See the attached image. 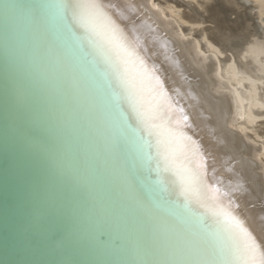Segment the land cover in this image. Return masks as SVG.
I'll return each instance as SVG.
<instances>
[{"label": "snow or ice", "instance_id": "obj_1", "mask_svg": "<svg viewBox=\"0 0 264 264\" xmlns=\"http://www.w3.org/2000/svg\"><path fill=\"white\" fill-rule=\"evenodd\" d=\"M107 8L34 0L0 12L11 153L0 248L60 257L11 264H96L66 258L89 230L97 248L120 250L110 264H264V241L207 182L188 116Z\"/></svg>", "mask_w": 264, "mask_h": 264}, {"label": "bare ground", "instance_id": "obj_2", "mask_svg": "<svg viewBox=\"0 0 264 264\" xmlns=\"http://www.w3.org/2000/svg\"><path fill=\"white\" fill-rule=\"evenodd\" d=\"M14 2L34 0H0V12ZM103 2L147 68L163 81L171 102L182 110L178 114L188 116L184 132L207 162V182L227 193L225 206L230 201L234 214L264 241V0ZM2 57L0 19V70ZM2 124L0 114V131ZM6 159L10 162L11 153L6 157L0 135V205H5ZM0 221L2 229L3 214ZM207 223L212 225L210 218ZM119 239L114 234L113 240ZM0 254V264L60 258L3 249ZM66 258L110 264L121 253L112 244L97 248L85 230Z\"/></svg>", "mask_w": 264, "mask_h": 264}, {"label": "water", "instance_id": "obj_3", "mask_svg": "<svg viewBox=\"0 0 264 264\" xmlns=\"http://www.w3.org/2000/svg\"><path fill=\"white\" fill-rule=\"evenodd\" d=\"M0 174H1V176L3 175V177H4V173H2V172H0ZM3 177H2V179H3ZM0 198H1V201H2V203L4 202L3 201V198L0 196ZM4 206L5 205H0V217H1V215L3 214V211H4ZM1 208H2V210H1ZM1 222V221H0ZM2 229L0 228V231H1ZM1 250H2V248H0V252H1ZM0 256H1V254H0Z\"/></svg>", "mask_w": 264, "mask_h": 264}]
</instances>
